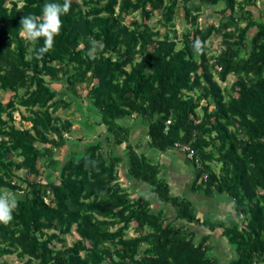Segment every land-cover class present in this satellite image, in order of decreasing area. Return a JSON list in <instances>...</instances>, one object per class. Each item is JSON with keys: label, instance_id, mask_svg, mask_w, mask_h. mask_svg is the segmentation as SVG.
Wrapping results in <instances>:
<instances>
[{"label": "trees", "instance_id": "1", "mask_svg": "<svg viewBox=\"0 0 264 264\" xmlns=\"http://www.w3.org/2000/svg\"><path fill=\"white\" fill-rule=\"evenodd\" d=\"M179 1L71 0L53 50L37 59L19 35L20 19L63 0H0V94L12 93L7 102L0 97V193L23 192L13 220L0 224V257L17 255L25 264H221L209 236L197 241L189 231L198 224L220 229L234 246L228 264H264V21L254 15L257 0ZM221 1L219 23L200 27L203 6ZM137 12L141 18L127 22ZM157 12L165 31L150 23ZM183 12L191 27L179 36ZM213 33L222 36L217 55L209 50ZM90 38L98 42L94 59ZM196 39L203 54L193 51ZM216 75L221 82L236 76L231 90ZM56 82L69 98H58ZM84 91L89 114L81 119L104 124L107 140L97 137L63 161L55 149L66 145L74 121L54 113ZM18 105L31 112L22 116L30 127L14 123ZM136 117L147 126L150 147L182 150L193 166L192 188L229 196L238 220L202 218L191 200L172 193L161 165L130 140L133 125L123 122ZM123 143L125 156L114 148ZM42 160L48 178L57 171L59 182L25 178L24 187L17 171L37 176ZM122 162L149 193L134 196L122 186ZM74 229L78 239L65 245Z\"/></svg>", "mask_w": 264, "mask_h": 264}, {"label": "rangeland", "instance_id": "2", "mask_svg": "<svg viewBox=\"0 0 264 264\" xmlns=\"http://www.w3.org/2000/svg\"><path fill=\"white\" fill-rule=\"evenodd\" d=\"M80 2H82V0H78ZM180 5H182L184 3V0H180L179 1ZM225 2L221 1L219 4L217 5H211V6H203L202 9V17L200 18V27H205L207 26L209 23L214 22L215 24H218L220 21V16H221V9L225 8ZM252 8L255 10V17L259 20L264 21V0H257L255 5H252ZM229 14V11L228 13ZM238 14H240V11H238ZM141 12H137L134 15L128 16L127 17V22H130L131 20L134 19V17L140 19L141 18ZM160 19V15L159 12H157L150 20L151 24L156 25L158 28H161L162 31H165L164 27H162L160 25L159 22ZM176 26L175 29L178 32V35L181 36L183 31H185V29L187 27H191V24L187 21L184 12L178 16L176 18ZM256 30V27H253L250 30V34H253L254 31ZM209 45H210V54H214L217 55L219 54V52L222 50L223 46H222V36L216 33H213L212 36L210 37V39L208 40ZM181 45V43H180ZM216 79L221 83L222 87L224 88L225 91H227V89L231 90L232 84L233 82L236 80V76L234 75H229L227 81L225 82H221L218 78V76L216 75ZM53 88L56 89L58 91V98L59 97H64V98H69V96H71V94L67 91L66 85L62 82L59 83H53L52 84ZM80 89L83 91L82 87H80ZM83 97L82 98H76L74 97L75 101L74 103L70 106V107H60L55 113L54 115H58L59 117H61V119H67V118H72L74 121V126H73V132H71L70 134H66L67 135V143L65 146L61 147V148H57L55 149V155L58 158H61L63 161L70 155V152L74 149H84L85 148V144L89 143V141H93L94 139H97V137H99L100 139L106 141L107 140V128L104 124L102 125H97V123H93L90 122V120H87L86 122V117H85V121L83 122V118L82 116L88 115V110L86 109V105L89 103V99L87 98V94L86 91L83 92ZM12 96L11 92H2L0 94V97L3 99V101L7 102ZM79 106H82L84 109L83 111L79 110ZM213 108V107H212ZM31 112L29 110H27L25 107L18 105V109L14 112L15 115V121L14 123L18 126V127H30L31 126V122L28 120H24L22 118L23 114L24 115H29ZM4 117L7 118V114H4ZM94 117V116H93ZM82 118V119H81ZM92 121V120H91ZM86 123V124H85ZM123 123H127L129 125H134L136 124H141V118L140 117H136L134 119H128L125 120ZM135 126L132 127V131L130 134V140H132L135 136V138L137 136L140 135L141 129H138L137 127L135 129ZM80 136H83V140L78 139ZM134 144V143H133ZM108 148L107 144H106V149ZM117 152L122 155L125 156L126 152H125V148H126V144L123 143L121 145H118L115 147ZM170 153V152H169ZM177 154L181 155L180 152H176ZM185 155V153H184ZM183 164L186 166H190L191 168H193V166L187 161L183 159ZM125 162H122L118 165L119 168V173H120V182L122 184L123 187H125L126 189H128V191L130 190L131 193H134L135 191L139 194L141 192H150L151 188L150 186H145V185H141V186H136V184H134V182L132 181V178H129L127 176V168L126 166H124ZM45 161L42 160L40 162V166H41V173L37 176L35 175H31L29 174L26 170H19L17 171V174L20 176V183L26 187L27 186V182L25 181V178H29V179H36V180H40L43 183H47L48 180L51 178L52 180L59 182V174L57 171L52 170L53 174L51 175L50 178H48L47 173L50 171L49 168H47L46 166H44ZM215 169L218 171L219 170V165H215ZM137 188V189H136ZM129 191V192H130ZM4 193H14L17 197V200L23 197V192L19 191V192H13L11 190H5ZM136 194V195H138ZM218 196H222L223 198H226L227 196L224 195H220L217 194ZM153 206H157L156 201H154ZM232 219V218H231ZM74 232L72 234H67L65 236L66 238V243L65 245H72L74 241H76L78 239V234L76 233L75 229L73 230ZM135 230L134 227H132L129 230V236H134ZM59 247H64V244L59 243L58 244ZM25 260H21L18 258L17 255H5V256H1L0 257V263H6V264H25ZM228 264V263H227Z\"/></svg>", "mask_w": 264, "mask_h": 264}, {"label": "crops", "instance_id": "3", "mask_svg": "<svg viewBox=\"0 0 264 264\" xmlns=\"http://www.w3.org/2000/svg\"><path fill=\"white\" fill-rule=\"evenodd\" d=\"M133 126L141 129L142 134L140 133L136 138L133 136L134 138L131 142L134 143V145H137L136 147H138L139 152L145 153L151 157L154 162L161 165V176L167 179L174 195H182L191 200L198 211V215L202 218L210 215L213 220L225 221L227 223H232L234 220H238L235 203L229 196L226 195L227 197L223 198L222 196H218V193H214L212 196L207 197L204 193L195 191L192 188L194 181L193 168L189 165L186 166L183 164V159L186 160V155H184L182 150L171 149L161 152L152 149L148 142L147 126L136 123ZM178 151L181 155L176 153ZM132 181L138 187L142 184L149 187L147 183L140 181L136 182L135 180ZM132 194L137 196L136 194L138 193L135 191ZM156 204V207L162 206V203L160 202H156ZM167 208L170 219H175L176 215L172 206L167 205ZM179 222L186 223V221L181 220ZM189 231L195 232L197 241H200L205 236H209V242L214 246L213 251L218 255L221 264H227L229 260L236 257L237 254L234 246L228 242L226 237L221 236L220 229L211 231L198 224H189Z\"/></svg>", "mask_w": 264, "mask_h": 264}, {"label": "clouds", "instance_id": "4", "mask_svg": "<svg viewBox=\"0 0 264 264\" xmlns=\"http://www.w3.org/2000/svg\"><path fill=\"white\" fill-rule=\"evenodd\" d=\"M71 0H63V3L45 2L40 15L29 14L20 19V37L33 46L37 59H43L44 55L54 48L55 38L60 34L63 27L62 16L69 13ZM42 46L35 47L40 41ZM91 49L89 57L95 58L97 41L89 40ZM195 54H203L205 44L196 39L192 45ZM18 207V200L14 193H0V224L7 226L13 220V212Z\"/></svg>", "mask_w": 264, "mask_h": 264}, {"label": "built area", "instance_id": "5", "mask_svg": "<svg viewBox=\"0 0 264 264\" xmlns=\"http://www.w3.org/2000/svg\"><path fill=\"white\" fill-rule=\"evenodd\" d=\"M185 149H189V147H184ZM189 156H192V153L189 154Z\"/></svg>", "mask_w": 264, "mask_h": 264}]
</instances>
